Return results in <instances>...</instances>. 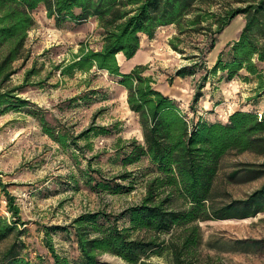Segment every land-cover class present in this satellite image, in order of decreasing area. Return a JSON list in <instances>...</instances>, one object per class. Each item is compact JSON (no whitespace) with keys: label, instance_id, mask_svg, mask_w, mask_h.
I'll use <instances>...</instances> for the list:
<instances>
[{"label":"trees","instance_id":"1","mask_svg":"<svg viewBox=\"0 0 264 264\" xmlns=\"http://www.w3.org/2000/svg\"><path fill=\"white\" fill-rule=\"evenodd\" d=\"M40 7L57 28L91 19L98 23V45L81 44L67 62L54 65L53 70L71 77L96 69L116 79L127 92L128 106L142 130L143 140L118 139L111 155L122 167L136 170L105 178L100 168L88 162L84 186L97 193H130L139 173L144 194L120 213L99 209L59 228L73 237L75 252L71 256L58 253L48 239L45 246L50 255L31 258L24 253L21 240L27 229L20 225L26 222L16 197L0 180L11 214V219L0 216V243L12 239L0 252V264H106L101 260L104 254L117 256L126 264H154L151 257L163 255L169 264H194L195 250L202 242V223L264 213V162L244 164L228 174V178L242 174L248 181L263 180L246 198L219 202L227 191L218 189L216 181L223 158L231 152L264 160V112L238 108L225 123L196 115L202 89L211 76L219 75V81L226 82L256 78L259 84L254 97L263 94L264 0H0V115L24 112L35 117L43 132L57 143L71 141L79 150L68 133L56 132L58 127L49 120L46 109L21 96L32 85L28 81L35 70H28L20 84L13 82L31 57L27 42L36 24L34 12ZM238 16L245 23L237 39L224 45L211 64L220 36ZM168 26L177 30L169 41L175 51L184 53L182 46L192 44L198 51L193 57L202 64L207 61L210 67L184 109L179 100L157 88L152 76L145 74L144 65L125 72L118 59L121 54L131 60L142 49V40H153L159 29ZM198 65L181 67L175 76L195 75ZM91 131L94 128L80 137ZM109 132L104 126L97 130L99 134Z\"/></svg>","mask_w":264,"mask_h":264},{"label":"rangeland","instance_id":"2","mask_svg":"<svg viewBox=\"0 0 264 264\" xmlns=\"http://www.w3.org/2000/svg\"><path fill=\"white\" fill-rule=\"evenodd\" d=\"M34 18L36 24L27 42L31 57L13 82L20 84L28 70H35L28 81L32 85L21 96L46 109L49 120L58 127L56 132L68 133L69 140L74 138L81 149L77 150L71 141L64 145L57 143L43 132L35 117L24 112H7L0 115V180L16 197L21 218L26 222L25 226L20 225L27 229L21 238L25 243L24 253L31 258L49 256L45 246L49 239L58 253L71 256L75 252L73 237L59 228H67L81 214L99 209L120 213L144 194L139 173L130 193L90 191L82 182L87 163L100 168L105 178H113L126 170L134 171V166L122 167L111 156L113 144L118 139L141 141L143 136L138 117L128 106L127 92L116 79L96 69L85 74L75 72L71 77H62L53 70L54 65L67 62L81 44L98 45V23L91 19L80 25L57 28L43 7L34 12ZM176 34L174 26L159 29L153 40L143 42L144 56L140 62L157 88L176 94L178 104L184 109L210 67L207 61L202 64V60L193 57L198 51L192 44L182 46L184 53L175 51L169 41ZM196 62L200 65L192 78L191 75L175 76L179 68ZM218 77L211 76L206 81L196 115L202 114L209 122L225 123L238 108L264 112V92L257 99L254 97L259 84L256 78L226 82L219 81ZM102 126L110 132L97 133ZM90 128L94 131L80 137ZM256 162L264 160L250 153L234 152L223 158L216 181L218 189L226 190L227 196L219 197V202L246 198L260 187L262 179L248 181L242 174L228 178L231 171ZM0 216L11 219L1 187ZM201 232L202 242L195 250L194 264H264V213L202 223ZM11 240L0 243V252ZM166 257L152 256L151 261L169 264ZM101 260L106 264H126L111 254L102 255Z\"/></svg>","mask_w":264,"mask_h":264},{"label":"crops","instance_id":"3","mask_svg":"<svg viewBox=\"0 0 264 264\" xmlns=\"http://www.w3.org/2000/svg\"><path fill=\"white\" fill-rule=\"evenodd\" d=\"M244 18L243 16H238L236 17L232 23L224 30L222 35L220 36L219 43L215 50L212 52L213 58L211 60V64L216 60L218 52L222 49L224 45H226L229 41L237 39L241 29L244 26ZM145 40H142V49L137 53V55L132 58L131 60L127 61L121 54L118 55L119 63L123 69V71L128 72L130 71L135 65L141 64V60L144 56V51H143V42ZM149 42V41H146ZM193 76L191 75V78ZM163 91V90H162ZM164 94L177 99L178 96L174 93H171L169 91H163Z\"/></svg>","mask_w":264,"mask_h":264}]
</instances>
